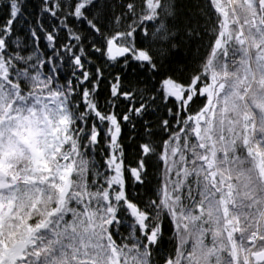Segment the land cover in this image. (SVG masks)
Masks as SVG:
<instances>
[{
	"label": "trees",
	"instance_id": "trees-1",
	"mask_svg": "<svg viewBox=\"0 0 264 264\" xmlns=\"http://www.w3.org/2000/svg\"><path fill=\"white\" fill-rule=\"evenodd\" d=\"M158 3L0 0V93L2 104L14 102L0 119L22 118L50 97L66 119L47 164L33 167L23 156L6 167L0 260L16 247L19 264H235V252L241 263L264 209V175L249 144L264 155V32L248 25L259 0ZM238 18L253 47V87ZM113 40L135 56L110 60ZM211 75L226 86L206 113L202 138L215 139L211 149L231 164L213 158L212 168L189 122L206 105L199 87ZM167 84L198 95L186 109L167 95ZM8 137L3 125L0 140ZM175 167L189 173L174 178ZM213 182L226 189L232 216L243 222L241 242L233 237L242 243L237 250L223 238L227 230L213 207L221 200L209 205ZM130 205L145 216V228ZM207 221L223 245L203 237Z\"/></svg>",
	"mask_w": 264,
	"mask_h": 264
},
{
	"label": "rangeland",
	"instance_id": "rangeland-1",
	"mask_svg": "<svg viewBox=\"0 0 264 264\" xmlns=\"http://www.w3.org/2000/svg\"><path fill=\"white\" fill-rule=\"evenodd\" d=\"M150 1L152 4L154 0H149V3H150ZM253 16H254V18L249 22L248 25L251 24L252 28L259 29L260 32L263 33L264 32V28L262 25L263 21H262L261 15L259 14V11L257 13L254 12ZM237 20H238V23H240L239 25H241L240 28H238V31L241 32V31H243V23L241 22L240 18H238ZM242 33L243 32H241L240 34H242ZM244 33H247V32H244ZM247 36L250 37L248 34H247ZM245 41L247 42V40L245 38H243L241 43L245 44L246 43ZM250 44L252 45L251 42H250ZM252 62L254 65V60ZM253 72H255V69H253ZM253 82H255V79L253 80ZM51 98L52 97H50V99H41V100L39 99L38 100L39 105L37 107L36 112L32 111L29 114L25 115L24 117L18 118V121H15L16 117H13V116H11L10 120H8L9 117L5 118L4 121H3V119H0V129L3 125L4 126L8 125V132L10 133V136L12 137L9 140H7V142L5 144H0L1 146H3L0 149V151H1L0 158L2 159V162H3V165H0V168H1L0 174L3 173L2 169L4 171H7L6 167L10 166V164H11L10 157L14 156V155L18 158L21 155L26 154V156H29L32 158L33 165L36 167L39 163H41L40 157L42 158V161H45L47 146L49 144L53 145L54 142H56L60 139L62 132H63L64 125H65V124H63L65 121L64 114H62L64 112V109H63L62 104H60L57 101L58 99L55 100V99H51ZM5 100H7V98L5 99L4 95L2 93H0V113H2V112L5 113V112L9 111L8 107L14 103L13 101H10L7 104H2V103L6 102ZM54 103L56 104V106L54 105ZM223 107H227V105H224ZM220 110H221V108L218 107L217 111L220 112ZM55 111H56V115H53L55 113ZM43 112H45V113H43ZM43 116H45V117H43ZM55 120H59V122H56ZM209 123L210 122L207 121L203 124L202 129H204L203 130L204 132L208 131ZM194 130H195V128H194ZM214 140H212L211 138H206V142L208 145V148H207L208 149L207 150L208 161L212 160L213 158H214V160L220 159L221 164H224L226 166L231 165L228 161V158L225 155L221 154V155H223V157L220 156V149L215 150V151H213L211 149V148H213ZM215 142L217 143V141H215ZM249 144H251L252 148H254L255 144L253 145L252 142H250V141H249ZM225 147H228V144ZM260 147L261 146H258V148H260ZM221 148H224V147H221ZM209 157H210V159H209ZM257 160H259V162L257 163L259 169L261 170L262 173H264V160L262 159L261 156L260 157L257 156ZM208 161H206V159H205L204 162L208 163ZM209 163H211V161H209ZM116 169L118 171H120L121 166L117 165ZM175 169H176V172H174V174H173L174 178H178L179 175H181V176L184 175L183 174L184 171L182 169H178L177 167H175ZM188 171L189 170L186 169V171L184 173L187 174V173H189ZM200 173H203V169H200ZM9 175H10V172H8L7 175L3 174V176L1 177L0 186H1L2 182L9 181ZM238 185L239 184H237L235 182V185L231 184L230 187L237 189ZM224 190H226V189L225 188L222 189V187L216 188L213 191V197L212 198L214 200L212 199L213 201L211 200L212 202H210L209 205H213V202L216 200H219V201L221 200V204L219 203V204L213 205L214 209H216V211L219 214V218L221 219V223L225 226V228L227 230V232H226V230L224 228H222L220 230V232H224V233L226 232L224 234L223 238H225L227 241L229 240L228 245H234V248L237 250L239 245L242 244V243H238L237 241L240 240V242H241V239L243 238V236H241V233L243 231V228H242L243 222L235 220L234 216H232L231 207L229 209L228 204H226V202L228 201V195L227 196L222 195ZM235 195H237V191H235ZM3 198L4 197L2 196L1 189H0V224L2 223L4 216L6 214L5 210H4ZM263 213H264V211H263ZM262 222L264 223V215L262 218ZM207 223H209V221H207ZM211 224H212V228L210 229V223H209L208 228L206 229L205 232H203V237L207 235L209 237L210 243L214 242L216 244V240H217L218 244H220V242H221L220 245H223L222 244L223 240L218 239V237H214V236H217L215 233L217 230V226H215L213 221L211 222ZM260 229L263 230L264 227L262 225H260L259 230ZM233 237H235V238L238 237L237 241H234ZM251 241H253V240L252 239L249 240V242H251ZM249 242H248V244H249ZM15 248H13L10 252H8L7 255L5 256V258H2L0 260V264H8V263L19 264V261L21 260L22 256H18V257L14 256L16 254ZM247 249H248V247L246 248V250ZM54 262H59V264H64L63 260H61V259L54 261ZM54 262H52V263H54ZM31 263H33V264L35 263L33 261V259L31 260ZM208 263H209V261H206V263L201 262V261L199 262V264H208ZM243 264H246V263L243 262Z\"/></svg>",
	"mask_w": 264,
	"mask_h": 264
},
{
	"label": "water",
	"instance_id": "water-1",
	"mask_svg": "<svg viewBox=\"0 0 264 264\" xmlns=\"http://www.w3.org/2000/svg\"><path fill=\"white\" fill-rule=\"evenodd\" d=\"M260 5H261V10H262V12L264 14V0H261ZM129 53H130V51H128L126 49L119 48L115 42H112L110 44L109 55H110V58L112 60L124 58ZM168 91L177 100H179V99L182 100L184 98L183 95L181 94V90L180 89L168 87ZM134 172L136 173L135 174L136 179H138L137 170H135ZM130 209H131L133 215L135 216V218L141 224H143L144 221H145V216L140 213L139 209L137 207H135V206H131ZM256 259H257L258 262H261L264 259V255H259V256L256 257Z\"/></svg>",
	"mask_w": 264,
	"mask_h": 264
},
{
	"label": "flooded vegetation",
	"instance_id": "flooded-vegetation-1",
	"mask_svg": "<svg viewBox=\"0 0 264 264\" xmlns=\"http://www.w3.org/2000/svg\"><path fill=\"white\" fill-rule=\"evenodd\" d=\"M184 92H185V100H184V102L183 101H181V103L184 105H189V104H191V103H188V99H190V101L192 102V98H193V95L195 94V93H198L197 91H194L193 89H185L184 90ZM204 95H205V92H204Z\"/></svg>",
	"mask_w": 264,
	"mask_h": 264
},
{
	"label": "bare ground",
	"instance_id": "bare-ground-1",
	"mask_svg": "<svg viewBox=\"0 0 264 264\" xmlns=\"http://www.w3.org/2000/svg\"><path fill=\"white\" fill-rule=\"evenodd\" d=\"M166 93H167V95L169 94V92L166 90ZM146 221V220H145ZM145 221H144V223L142 224L143 225V227L145 228Z\"/></svg>",
	"mask_w": 264,
	"mask_h": 264
}]
</instances>
